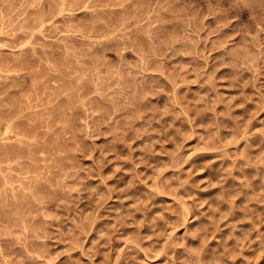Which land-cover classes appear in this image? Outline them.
<instances>
[{
	"label": "rangeland",
	"instance_id": "obj_1",
	"mask_svg": "<svg viewBox=\"0 0 264 264\" xmlns=\"http://www.w3.org/2000/svg\"><path fill=\"white\" fill-rule=\"evenodd\" d=\"M0 264H264V0H0Z\"/></svg>",
	"mask_w": 264,
	"mask_h": 264
},
{
	"label": "bare ground",
	"instance_id": "obj_2",
	"mask_svg": "<svg viewBox=\"0 0 264 264\" xmlns=\"http://www.w3.org/2000/svg\"><path fill=\"white\" fill-rule=\"evenodd\" d=\"M6 132H7V130H6Z\"/></svg>",
	"mask_w": 264,
	"mask_h": 264
}]
</instances>
